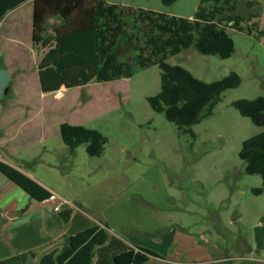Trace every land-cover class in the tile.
Returning a JSON list of instances; mask_svg holds the SVG:
<instances>
[{
    "label": "rangeland",
    "instance_id": "obj_1",
    "mask_svg": "<svg viewBox=\"0 0 264 264\" xmlns=\"http://www.w3.org/2000/svg\"><path fill=\"white\" fill-rule=\"evenodd\" d=\"M30 1L21 3L24 22L16 33L9 93L15 98L3 96L8 102L2 112L8 113L11 104L26 116L34 111L33 126L20 119L13 134L19 135L14 143L20 154L33 156L37 176L84 206L93 222H106L121 239L134 237L140 244L158 248L163 258L173 255L161 245L163 234L177 231L194 237L220 259L214 264H264V181L247 174L239 157L242 142L263 129L233 106L239 99L264 97V0H231L229 6L213 10L215 1L207 0H177L168 7L162 0H107L184 18L211 20L223 8V13H231L224 20L217 18L235 44L230 58L203 55L191 47L167 60L207 83L231 72L241 78L239 87L223 94L212 116L192 127L195 137L181 133L163 113L151 109L147 98L160 91L158 66L137 70L128 79L43 94L38 65L45 50L32 43ZM65 122L96 129L107 137L103 156H88L84 146L71 152L59 132ZM6 128L4 124L0 129V141L9 137ZM26 133L34 136L29 144L32 152L24 149ZM258 189L261 193L255 192ZM56 248L62 246L47 251Z\"/></svg>",
    "mask_w": 264,
    "mask_h": 264
},
{
    "label": "trees",
    "instance_id": "obj_2",
    "mask_svg": "<svg viewBox=\"0 0 264 264\" xmlns=\"http://www.w3.org/2000/svg\"><path fill=\"white\" fill-rule=\"evenodd\" d=\"M25 1L0 0V21L6 10L15 9L14 6ZM176 1L162 0V4L168 7ZM207 1H215L212 10L231 3V0ZM221 10L217 15L215 11L213 19L206 20L113 4L107 0H33L32 43L45 50L38 65L40 90L43 94H53L63 87L84 88L94 82H114L131 78L137 70L158 66L161 69L160 91L147 98L151 109L163 113L181 133L195 137L192 127L212 116L223 94L239 87L241 78L231 72L207 83L167 60L191 47L203 55L230 58L235 44L219 21L231 13H223L224 8ZM51 20L57 22L51 24ZM233 106L263 129L242 142L239 157L246 165L247 174L259 175L264 181V97L239 99ZM59 132L71 152L84 146L90 157L103 156L108 144L107 137L100 131L82 125L65 122L60 125ZM0 173L37 200L49 198L51 194L2 161ZM261 191L255 190L256 193ZM72 213L73 208L62 212L65 223L70 221ZM58 244L15 255L0 264H31L33 261H37L36 264H145L151 258L163 259L152 249L128 244L112 234L106 224H95L63 237L62 249L47 251ZM238 264L257 263L243 261Z\"/></svg>",
    "mask_w": 264,
    "mask_h": 264
},
{
    "label": "crops",
    "instance_id": "obj_3",
    "mask_svg": "<svg viewBox=\"0 0 264 264\" xmlns=\"http://www.w3.org/2000/svg\"><path fill=\"white\" fill-rule=\"evenodd\" d=\"M30 2L33 4V1ZM21 7L20 5L19 8L6 10L4 18L0 21V102L3 104L0 107V129L4 127V124L8 126L6 135L9 136L0 141V161L16 168L49 193H55L66 199L74 207H72L73 213L70 221L65 223L62 218V212L67 208H71V206L63 205L61 211L55 212L53 204L48 198L37 200L31 197L21 187L0 173V261L18 254L40 250L55 242L61 245L63 237L87 230L95 224H106L109 226L106 222H93L87 217V209L84 206L76 203L66 194H61L60 191L52 188V185L46 180L37 176L36 162H32L34 161L33 156L21 155V149L14 143V141H19L17 138L19 135L13 134V130L17 129V121L20 119L27 120L23 124L31 127L35 121L33 110L26 116L24 113L19 112V106L13 107V104H11L8 113L2 112L5 102H8V99L3 96L7 95L10 100L15 98L9 93H11L13 81L12 62H14V51L16 52L18 47L16 33H19L21 23L24 22V19L20 17ZM6 88L7 93L5 94ZM30 136H32L31 133H26L24 142L27 141L28 144H24V149L32 152L34 150L29 148L31 147L29 144L34 143V136ZM10 141L12 142L10 143ZM110 232L113 234L111 228ZM164 234V241L161 245L162 247L165 245L173 251L172 258L164 256L163 259H151L158 260L162 264H210L220 260L212 257L205 247L196 243L192 236H187L177 231ZM124 241L131 245L151 247L148 243H138L134 237ZM149 249H152V247ZM152 250L163 255L158 248H153ZM183 256H187L186 260H181ZM150 260L145 264H150Z\"/></svg>",
    "mask_w": 264,
    "mask_h": 264
},
{
    "label": "built area",
    "instance_id": "obj_4",
    "mask_svg": "<svg viewBox=\"0 0 264 264\" xmlns=\"http://www.w3.org/2000/svg\"><path fill=\"white\" fill-rule=\"evenodd\" d=\"M48 200L53 204V210L55 212L61 211L63 205H69V206H71V208L74 207V205L72 203H70L66 199L58 196L55 193H51Z\"/></svg>",
    "mask_w": 264,
    "mask_h": 264
},
{
    "label": "water",
    "instance_id": "obj_5",
    "mask_svg": "<svg viewBox=\"0 0 264 264\" xmlns=\"http://www.w3.org/2000/svg\"><path fill=\"white\" fill-rule=\"evenodd\" d=\"M65 89H67L66 87H64Z\"/></svg>",
    "mask_w": 264,
    "mask_h": 264
}]
</instances>
